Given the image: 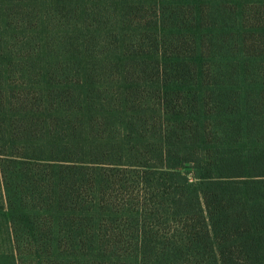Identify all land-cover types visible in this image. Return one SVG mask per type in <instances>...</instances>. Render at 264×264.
I'll use <instances>...</instances> for the list:
<instances>
[{
    "label": "trees",
    "instance_id": "trees-1",
    "mask_svg": "<svg viewBox=\"0 0 264 264\" xmlns=\"http://www.w3.org/2000/svg\"><path fill=\"white\" fill-rule=\"evenodd\" d=\"M71 2L64 0L63 6ZM42 15L35 16L39 20ZM29 24L36 32L32 20ZM6 34L0 28V52ZM155 50L157 65L141 66L132 57L143 77L160 85L155 116L124 119L128 137L119 150H114L113 141L102 143L100 138L94 146L99 153H92L89 161L75 135L67 144L71 148L56 145L59 124L53 98L48 103L40 98L39 108L22 101L24 110L12 112L4 102H17L13 84L10 94L1 81L0 113L7 111L0 115V166L8 208L0 214L10 248L0 261L264 264V140L260 146L231 144L250 138L255 126L264 138V99L256 102L258 120L244 124L231 113L239 108L235 101H229L230 109L223 108L226 96L220 95L223 101L210 105L217 88L207 95L211 84L195 87L189 61L168 59L158 44ZM256 50H261L264 62V49L260 45ZM11 55L0 58L13 70ZM138 58L151 60L150 52ZM10 68L0 67V77L8 78ZM65 94L57 90V96L67 100ZM209 116L217 118L215 135L221 146L208 139ZM224 117L231 124L223 125ZM35 126L47 131H36ZM39 132L40 141H50L29 153V142L38 141ZM7 141L10 151L5 150ZM18 146L26 151L19 153Z\"/></svg>",
    "mask_w": 264,
    "mask_h": 264
},
{
    "label": "rangeland",
    "instance_id": "rangeland-1",
    "mask_svg": "<svg viewBox=\"0 0 264 264\" xmlns=\"http://www.w3.org/2000/svg\"><path fill=\"white\" fill-rule=\"evenodd\" d=\"M63 2L0 0V28L7 32L0 54H12L16 64L12 70L9 62L0 58V67L10 68L8 78L0 77V92L4 80L10 94L9 85L13 84L17 98V102L6 98L4 105L17 112L24 110L22 101L28 107L39 108L40 98L46 103L53 98L54 109L58 110L59 125L55 129L59 134L54 140L57 146L71 148L67 144L75 135L89 161L94 159L92 153H99L94 146H98L100 138L102 143L113 141L114 150H119L120 143L126 141L124 137H128L122 125L124 119L143 121L155 116L160 85L150 76L144 78L132 57L141 66L142 62L157 65L156 44L168 59L180 56L192 64L195 87L211 84L205 89L207 95L217 88L209 98L211 106L222 102L219 96L224 95L223 108L230 109L229 101H235L239 108H233L231 113L244 124L258 120L261 110L256 102L264 99V62L261 50L256 49L260 45L264 49V0H72L68 7ZM37 13H43L39 20ZM31 20L36 32L29 28ZM149 52L151 60L138 58ZM58 89L66 91L67 100L57 96ZM216 119L209 116L207 122L208 139L214 145L220 144L215 135ZM221 121L223 125L231 124L225 117ZM251 131L250 138L236 140L232 146H260L264 138L259 126ZM41 137L39 132L38 141L33 138L29 142V153L50 141H40ZM9 144L5 143L6 151H10ZM16 149L19 153L26 151L22 146ZM7 208L0 166V211ZM9 248L6 223L0 214V258H5ZM35 263L26 260V264Z\"/></svg>",
    "mask_w": 264,
    "mask_h": 264
}]
</instances>
